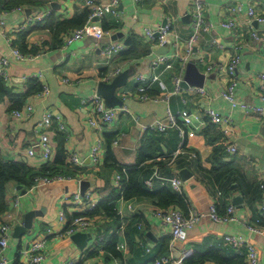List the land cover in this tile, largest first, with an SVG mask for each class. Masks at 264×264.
<instances>
[{
    "label": "crops",
    "instance_id": "crops-1",
    "mask_svg": "<svg viewBox=\"0 0 264 264\" xmlns=\"http://www.w3.org/2000/svg\"><path fill=\"white\" fill-rule=\"evenodd\" d=\"M92 1L106 5L111 0ZM194 1L119 0L114 13H107L102 20L93 23L94 27L100 28V34L86 35L68 47H64L66 37L63 45L54 47L49 26L53 19L69 20L88 11L81 0H37L32 6H16L21 10L10 7L0 12V20L8 32L6 36L0 34V58L8 60L0 75L8 92H0L2 158L27 163L34 169L51 164L60 151L67 161L70 156L81 161L70 180L29 190L18 189L20 185L15 182L6 186L7 208L0 216V223L11 225L8 247L4 251L8 264H23L21 252L37 237L45 241L43 264H154L161 257L177 258L184 249H191L194 255L216 251L223 258L232 257L235 251L224 241L227 235L253 246L258 264H264V221L261 220L264 210V120L239 106L233 107L220 96L227 83L225 68L234 53L233 46L242 41L235 97L244 104L264 108V101L259 98L264 80L258 77L264 75V47L249 36L252 31L264 36V24L244 16L248 8L264 15V0H200L205 21L212 29L197 40L188 60L195 61L198 74L195 72L189 82H185L181 92L170 95L173 77L180 76L183 82L185 76V65L178 62L160 76L164 89L152 84L146 99H141L137 91V77L142 75L149 79L152 76L153 59L173 54L171 45L158 46L156 39L147 37V30L156 31L159 25L168 22L173 34L184 44L191 35ZM236 6L242 10L237 38L220 26L230 17L229 10ZM108 45H120L123 51L106 57L102 51ZM14 49L25 58L16 60L12 55ZM185 51L183 45L179 53L184 55ZM209 66L211 69L207 71ZM114 70H119V74L132 71L114 95L122 102V106L114 109L126 108V112H119L111 124L101 125L99 130L89 125L86 100L98 95L100 83L109 84L119 76L103 81V77ZM200 76L202 87H195ZM32 82L41 87V92L28 93ZM195 89H203L205 96H200ZM27 108L31 109L30 113ZM205 110L231 117L230 125L224 128L226 132L207 122ZM13 111L21 112L22 117L15 119ZM182 111L194 117V125H202L195 129L182 126L178 120L183 130L181 134L171 127L168 113L176 117ZM47 116L52 120L49 132L52 157L46 160L39 151L29 157V148L44 133L38 124ZM158 123L166 127L165 133L152 128ZM59 124L65 127L63 132L57 130ZM98 138L102 153L95 166L91 163L90 152ZM115 140L117 146L112 144ZM218 145L223 148L222 163L214 165L210 159L213 148ZM229 146L236 148V154L226 152ZM108 147L122 169L121 174L104 165ZM128 168H137L139 182L152 191L171 188L168 180L178 177L183 183L179 195L188 203V209L186 213L176 210L184 216L190 210L208 213L213 205L221 213L233 206L234 220L217 224L205 218L187 232L185 243L172 244L171 228L155 216L157 209L152 200L132 198L125 201L118 197ZM222 173L225 175L216 181L215 175ZM119 174L122 177L117 187L115 178ZM148 180L150 188L145 186ZM80 181L89 182L85 192L93 191L102 197L98 206L114 201L117 216L90 218L94 227L85 233L90 235V241L82 240L76 244L71 236L64 234L66 223L61 224L57 216L63 211L68 222L75 215L85 214L82 208L70 203L72 196L79 193ZM29 212L35 213L31 231L28 234L15 232L22 217ZM249 226L256 231L251 232ZM100 239L102 245L96 249L95 242ZM113 240L119 258L105 250ZM84 241L86 246L79 248L78 244L82 245ZM92 251L94 255L88 257ZM240 253L246 254L245 246Z\"/></svg>",
    "mask_w": 264,
    "mask_h": 264
},
{
    "label": "built area",
    "instance_id": "built-area-1",
    "mask_svg": "<svg viewBox=\"0 0 264 264\" xmlns=\"http://www.w3.org/2000/svg\"><path fill=\"white\" fill-rule=\"evenodd\" d=\"M119 0H111L109 4L100 5L94 4L92 0H81V3L84 7L90 10L88 22L80 29L72 32L68 37H66L64 42V47H68L74 42L82 40L86 35L100 34L101 30L98 27H94L93 23L102 20L107 13H114L118 5ZM16 10H21V8H16ZM230 17L222 21L220 26L233 33V35L238 37V29H241L240 16L242 13L241 7L236 6L229 10ZM249 20H254L259 24H264V15L257 14L253 8H248L244 14ZM96 24V23H95ZM97 29V31L95 30ZM212 29L211 24L205 21L203 15V6L200 0L194 1V10L192 13V24H191V35L189 38L183 42L178 36L173 34L171 24L166 22L165 24L159 25L156 31L147 30L146 35L150 39H156L157 45L160 47L169 46L173 47V54L171 57L158 56L153 59L151 62V73L152 76L149 79H146L144 76L139 75L136 79L137 82V91L140 93L141 99L147 98V90L152 84H157L161 89H164L163 84L161 83L160 76L165 72L173 69L175 63L186 64L191 57V54L194 50V45L197 43V40L202 36V34L209 33ZM8 32L5 31L4 22L0 20V34L6 36ZM250 39L262 44L264 47V36H260L257 32H250ZM185 46L186 53L181 55L180 49L182 46ZM243 42H236L233 46V55L230 58L226 68L225 73L227 75V83L224 90L220 93V96L227 102H229L233 107L239 106L244 109L247 113H251L258 118L264 120V108L250 106L242 103L235 97V88L237 86V68L240 63V52L243 49ZM123 51V48L120 45H108L106 46L102 53L106 57H110L114 54H119ZM12 55L16 60H23L25 56L21 55L17 50H12ZM8 65V60L5 58H0V75L3 74L2 68ZM211 67L207 68L209 71ZM119 74V70H114L107 73L103 77V81L108 82ZM260 80H264V75H258ZM173 90L170 92V95L177 94L182 90V78L180 76L173 77ZM195 91L200 96H205V91L203 89H195ZM260 100L264 101V86H260L259 93ZM86 107L89 111V125L93 128L100 130L101 125L111 124L119 112H126V108L114 109L107 108L104 104V101L98 95L89 96L86 100ZM27 111L30 113L31 109L27 108ZM12 116L15 119H20L22 117L21 112L13 111ZM204 117L208 123L214 127L226 132L225 127L229 126L231 123L230 116H220L215 113L213 110H205ZM168 118L171 123V127L178 129L181 134L183 130L182 126H192L195 129H198L202 123H198L199 126L194 125L195 119L189 113L182 111L177 114L176 117L168 113ZM180 121L181 125L178 123ZM198 121V120H197ZM196 121V122H197ZM41 129L44 130V133L40 135L39 139L29 148L28 156L33 157L36 151H39L41 156L50 160L52 157V145L49 138V132L52 126V120L49 116L44 117L43 120L38 124ZM160 133L166 132V127L160 125L159 123L156 126H153ZM65 127L61 124L57 125V130L63 132ZM114 146L118 145V141L112 143ZM102 144L100 138L97 139L95 146L91 149L90 160L93 165H98L100 161V155L102 153ZM226 152L230 155L236 154V148L229 146L226 148ZM68 163L72 166L80 167L81 161L76 156H70L68 158ZM156 177V174H154ZM70 179H65L62 177H55L52 179H40L37 180L36 186H43L51 184L56 181H66ZM121 180L120 174L115 178V185L118 187ZM169 186L177 194H181L182 191V181L178 177H173L168 180ZM146 187H151V182L148 180L145 183ZM101 198L98 193L93 191L85 192L83 196L80 193H76L70 199V203L74 206L82 208L85 213L94 210L98 203L101 201ZM234 207L229 206L225 209L223 215H219L217 206H211L208 213H199L190 210L186 216H184L180 211L176 209H159L155 211V216L162 222V224L169 226L171 228V242L174 243H185L187 232L195 228L201 220L208 218L212 222L221 224L225 222H230L234 220ZM57 220L61 224H65L64 234L68 237L77 234V233H88L94 227V222L92 219L85 217L84 215H77L73 217L70 221L67 222L66 216L63 211L59 212ZM261 220L264 221V210L261 215ZM123 226H121V229ZM138 229L141 228L140 225L137 226ZM248 229L251 232L256 231L254 227L249 226ZM11 230V225L8 223H0V264H8L9 261L4 255L5 249L8 247L9 243V231ZM224 241L235 251V253H240L241 248L245 246L246 256L245 264H258L257 253L253 246L245 244L242 239L236 238L234 236L227 235L224 237ZM102 245V240L95 242V248L98 249ZM194 255L191 249H184L183 252L177 257H161L154 261V264H184V261L192 258ZM46 259L45 256V241L44 238L37 237L33 239L27 246L25 250L21 252V260L23 264H43Z\"/></svg>",
    "mask_w": 264,
    "mask_h": 264
},
{
    "label": "trees",
    "instance_id": "trees-1",
    "mask_svg": "<svg viewBox=\"0 0 264 264\" xmlns=\"http://www.w3.org/2000/svg\"><path fill=\"white\" fill-rule=\"evenodd\" d=\"M36 1L37 0H0V12L3 10H7L10 7L21 5L32 6L36 3ZM89 14L90 11L85 10L82 14L77 15L69 20L57 21L56 19H53L52 24L49 26V29H51L53 33V43L55 44L54 47L63 45V41L65 37H67L66 35L85 26V24L88 22ZM22 48L24 49V45H22ZM32 83L33 86L29 87L28 93L33 94L41 92V87L39 85L36 86L34 82ZM33 87H35L34 90ZM0 92L3 94H8L7 90L3 86L1 79ZM18 105H20L19 102ZM213 149V155L210 159L212 164H221L222 162L220 160L222 159L223 155L222 146L218 145ZM104 165L109 169H117L120 174L122 173V169L120 166H117L115 159L109 150V147L107 149ZM77 168L79 167L72 166L68 163L67 158H64L62 151L57 153L55 160L51 164H45L39 169H34L28 166L27 163L23 162L6 161L2 158L0 153V216L5 212L7 208L5 201V192L6 186L10 182H15L21 187L29 190L36 186L37 180L40 179L49 180L55 177L71 179L76 174ZM213 171H215V169H213ZM225 173L216 174L214 177L215 180L218 181L225 175ZM139 175L140 171L137 168L127 169L126 176L123 179L122 187L120 189V194H118V197L125 201H128L132 198H147L153 201V204L157 210L180 209L185 213L187 212L188 203L181 195L174 192L171 188L166 187L154 191L146 189L144 185L139 182ZM113 202L114 201L101 203L94 210L86 212L84 216L88 218H94V216H104L107 218L116 217L117 213L115 211ZM218 213L219 215H223L224 212L221 213L219 211ZM105 250L114 258L120 257V254L116 249L114 240L105 248ZM93 253V251L90 252V254H88V257L94 255ZM245 256L246 254L243 253H235L232 257L223 258L218 252L209 251L205 255H193L192 258L184 261V264H205L206 262H213L215 264H245Z\"/></svg>",
    "mask_w": 264,
    "mask_h": 264
},
{
    "label": "water",
    "instance_id": "water-1",
    "mask_svg": "<svg viewBox=\"0 0 264 264\" xmlns=\"http://www.w3.org/2000/svg\"><path fill=\"white\" fill-rule=\"evenodd\" d=\"M185 70V76L183 78L182 86L185 87V82H189V80L195 75L196 71L195 67V61L190 60L187 62L184 66ZM132 71L131 70H125L122 73L117 76L111 83H100L97 88V94L100 96L102 100H104V104L107 108L111 109L117 106H122L121 101H117L115 98V91L118 88H121L126 82V80L131 76ZM202 76H200V80L197 81L194 85L195 87H202L201 82ZM184 180V179H183ZM89 185L88 181H80L79 182V193L81 196L84 195L85 191L87 190ZM18 189H21V186L18 187ZM25 193V192H24ZM22 193V194H24ZM236 202L238 200H235ZM35 216L34 212H29L25 214L21 219V224L15 229V232H21L22 234H28L31 229L33 228V218ZM70 239L75 242L76 244L79 243L82 240L90 241V235L84 234V233H77L70 237ZM86 241L83 242L82 245H79V248H84L87 244Z\"/></svg>",
    "mask_w": 264,
    "mask_h": 264
}]
</instances>
